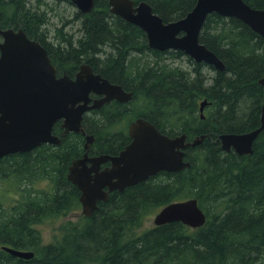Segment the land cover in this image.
<instances>
[{"label":"trees","instance_id":"16d2710c","mask_svg":"<svg viewBox=\"0 0 264 264\" xmlns=\"http://www.w3.org/2000/svg\"><path fill=\"white\" fill-rule=\"evenodd\" d=\"M134 1L148 2L165 22L184 17L197 2ZM245 1L264 9V0ZM63 2L74 5L72 0H0V25L21 27L39 40L59 75L74 77L87 62L132 92L128 102L112 100L85 113L86 134L94 135L90 155L123 149L130 122L140 116L170 136L206 138L185 149L189 167L160 171L111 192L91 216L82 213L79 221L62 224L61 236L43 245L37 224L82 206L68 172L86 151V134L63 136L55 124L59 144L42 143L0 160V244L34 252L20 258L1 246L0 264H264V129L251 154L224 150L219 139L260 125L264 37L238 18L210 13L199 39L223 61L220 70L180 49L149 46L146 32L111 12L109 0H95L89 13L76 10L72 18ZM7 192L21 197L5 206ZM188 198L204 210V225L173 221L142 228L147 217Z\"/></svg>","mask_w":264,"mask_h":264},{"label":"water","instance_id":"95a60500","mask_svg":"<svg viewBox=\"0 0 264 264\" xmlns=\"http://www.w3.org/2000/svg\"><path fill=\"white\" fill-rule=\"evenodd\" d=\"M79 10L89 13L95 0H72ZM110 11L141 27L151 47L180 49L195 61H204L223 70L218 55L200 42L199 36L206 17L217 12L235 17L264 37V9L245 0H197L184 17L165 22L146 1L109 0ZM5 42L0 43V158L17 151H27L42 143L59 144L61 137L53 132L62 120L63 134L70 131L86 134L83 118L86 112L100 108L112 100L128 102L132 92L111 82L84 62L74 77L57 75L47 49L29 38L22 28L2 29ZM264 86V77L260 80ZM92 95H95L93 97ZM208 103H200L204 109ZM264 129V100L260 125L252 130L226 132L219 136L224 150L240 155L251 154L253 144ZM131 142L119 154L90 155L94 135L86 134L85 153L69 166L68 179L80 190L82 212L91 216L99 201H107L110 193L122 191L160 171H179L191 165L185 160L188 146L201 144L206 134L187 140V134L170 136L160 131L145 117H138L128 126ZM110 165L102 167L106 162ZM207 216L196 198L174 201L160 209L153 223L161 225L181 221L193 228L205 224ZM3 249L20 258L34 256L30 250L4 245Z\"/></svg>","mask_w":264,"mask_h":264},{"label":"rangeland","instance_id":"374dc122","mask_svg":"<svg viewBox=\"0 0 264 264\" xmlns=\"http://www.w3.org/2000/svg\"><path fill=\"white\" fill-rule=\"evenodd\" d=\"M65 4H66V7H68L67 14L69 18H72L76 10H79V9L77 8L75 4L67 5L68 4L67 2H63L62 5L65 6ZM127 123H129V121H127ZM8 184H13V183L8 182ZM9 194H11V196H9ZM6 195H7V198L5 197L3 200L5 206L7 205L11 206L13 202L15 203V200L18 197H21L20 195H18V193H15V192H11V193L7 192ZM0 199H3V198L0 196ZM81 216H82V206H79L77 209L67 212V213H62L58 217L44 218L41 222L37 224V227L42 234L41 243L43 245H46L54 241L56 238H59L61 236V225L66 223L67 221H79L82 218ZM154 216L155 214L147 217L146 220L144 221V224L142 225V228H146V227H150L154 225L153 223Z\"/></svg>","mask_w":264,"mask_h":264},{"label":"flooded vegetation","instance_id":"af4514ba","mask_svg":"<svg viewBox=\"0 0 264 264\" xmlns=\"http://www.w3.org/2000/svg\"><path fill=\"white\" fill-rule=\"evenodd\" d=\"M0 28H2V29H7V28H13V29H15V30H18L19 28H21V27H5V26H2V25H0ZM23 29V28H22ZM24 30V29H23ZM25 32V31H24ZM26 33V32H25ZM27 35V34H26ZM28 36V35H27ZM29 37V36H28ZM30 38V37H29ZM31 39H34V38H31ZM34 40H37V39H34ZM37 41H39V40H37ZM2 42H5V37L3 36V35H1L0 34V43H2ZM40 42V41H39ZM41 43V42H40ZM42 44V43H41ZM43 45V44H42ZM44 46V45H43ZM45 47V46H44ZM46 48V47H45ZM48 51V50H47ZM48 54H49V52H48ZM0 57H1V48H0ZM49 57H50V55H49ZM50 59H51V57H50ZM51 62H52V60H51ZM54 65V64H53ZM55 66V65H54ZM56 67V66H55ZM56 70H57V68H56ZM57 75L58 76H61V75H59L58 73H57ZM108 103V102H107ZM104 105V104H103ZM98 109V108H97ZM58 123V126L60 127V129H61V134L64 136V135H67L68 133H66V134H63V132H64V128L62 127V120H58L55 124H57ZM54 124V125H55ZM70 132H74V131H70ZM75 133H77V132H75ZM130 137V136H129ZM131 137H130V141L125 145V147L131 142ZM124 147V148H125ZM123 148V149H124ZM32 149H34V148H32ZM31 149V150H32ZM123 149H120L118 152H116V153H114L113 155H115V154H119L120 153V151L121 150H123ZM31 150H27V151H31ZM23 152H26V151H17V152H11V153H9V154H7V155H11V154H18V153H23ZM6 155V156H7ZM5 157V156H4ZM4 157H2V158H0V160L1 159H3ZM107 165H110V161L109 162H106V163H104L103 165H102V167H105V166H107ZM113 192V191H112ZM4 245H6V244H4V243H2V244H0V247L1 246H4ZM10 246H12V245H10ZM20 250V249H19Z\"/></svg>","mask_w":264,"mask_h":264},{"label":"bare ground","instance_id":"6f19581e","mask_svg":"<svg viewBox=\"0 0 264 264\" xmlns=\"http://www.w3.org/2000/svg\"><path fill=\"white\" fill-rule=\"evenodd\" d=\"M73 2V1H72ZM263 131V130H262ZM236 133H241V132H236ZM186 149V148H185ZM11 181V180H10Z\"/></svg>","mask_w":264,"mask_h":264}]
</instances>
